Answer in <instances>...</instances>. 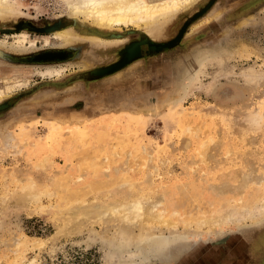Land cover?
Instances as JSON below:
<instances>
[{"label": "rangeland", "instance_id": "rangeland-1", "mask_svg": "<svg viewBox=\"0 0 264 264\" xmlns=\"http://www.w3.org/2000/svg\"><path fill=\"white\" fill-rule=\"evenodd\" d=\"M10 1L0 29V103L10 102L0 110V264H240L236 244L251 259L264 215L212 227L203 219L223 213L220 203L243 206L234 197L264 186V0H213L165 46L174 47L91 80L75 78H93L126 41L149 33L122 24L113 52L99 55L90 41L78 52L79 36L63 43L53 31L20 27L67 23L64 0ZM208 1L179 12L168 35ZM52 48L73 57L25 60ZM131 195L158 201L172 220H152L153 232L189 237L162 249L126 243L120 233L139 226L97 210Z\"/></svg>", "mask_w": 264, "mask_h": 264}, {"label": "bare ground", "instance_id": "bare-ground-1", "mask_svg": "<svg viewBox=\"0 0 264 264\" xmlns=\"http://www.w3.org/2000/svg\"><path fill=\"white\" fill-rule=\"evenodd\" d=\"M197 1L198 0H64L67 10V13H65L67 18L66 20L69 24H67L65 20H58L52 24L38 28H35L33 25H30L27 22H23L21 25L28 24L29 27L34 29H46L53 31V35L63 43L70 41L74 36H79L80 43L78 45V52H82L85 47L90 46L91 43L90 45H87L85 42L90 41L94 42V44L97 46V49H95L99 55H105L113 52L114 50L110 48L112 45L111 43L122 41L124 39L121 32L115 31V29H120V25L122 24L132 23L137 26L139 31L149 33L146 36L142 35L138 38H130L131 41H126L125 46L118 52V56H121L119 59L109 64L107 63L106 66H98L91 71L93 76H98L113 70H118L124 64L131 62L141 55L143 51L146 52L152 50V52H157L162 50L169 43H173L177 39H181L186 34L187 26L190 21L192 22L196 16L200 15V13H203L206 8L211 5L213 0H209L204 6L198 4L196 11H194L190 16L187 15L178 26L177 31L171 35H168L167 32L168 23L172 18L178 15L179 12L185 11ZM12 5L13 3L10 0H0V29L8 28L2 27L8 20V17L3 14L2 11L9 9ZM108 32H110L111 35L108 34ZM26 34V32H23V40L26 39ZM68 45L71 44L68 43ZM57 54L62 55L64 53L57 51ZM57 54L53 51H48L46 53V55L49 57H54ZM52 71L54 70H47V72ZM56 71L60 72V69H56ZM196 74H198V72ZM3 94L4 90L0 89V99L2 98ZM253 121L255 122V120ZM30 183H33V181ZM27 184L25 182V185ZM130 184H132V182H130ZM262 189L264 190V186L262 188H255V190H253V192L250 194L251 197L249 196L250 198H248L249 201H247L248 199L244 200V193L241 196L239 195V197H234L236 199H242L244 203L243 206L230 205V202H228V204L220 203L222 204L219 205V210H221L220 212L223 210L225 211L223 213H219L220 215L218 214L215 217H206L203 219V222L209 223L212 227V225H220L224 221L238 223L239 221L246 218L258 220V218H261L264 215V191ZM37 195L38 194H36V196ZM247 197L248 196L245 198ZM82 199L84 200V198ZM251 202L252 204H250ZM157 203L158 201L156 203H152L153 205H146V200H143L142 197L139 196L137 198L131 195L130 198L125 199L113 198L106 205L102 207L99 206L97 213L98 216L105 213H112L115 216H120L126 213L125 216L128 215V218H131L134 225H138L140 229L136 234L130 232L131 230H127L126 233H120L121 237L126 241V243L130 245L138 243L141 240H146L153 247L162 249L170 242L174 243L178 239L188 238L189 234L186 231H174L173 229L170 235H165L162 229H160L161 232L159 233L153 232V230L156 228L151 223V221L154 219H157V221L159 220L158 222H160L161 225L172 224L170 223L172 221L169 220L170 218H168L170 222H167L168 220L166 221V219L162 218V214L160 213L162 209L160 211L156 210ZM67 205L69 206V204ZM228 207L231 209H226ZM84 213L87 214V211H83L81 214ZM99 218H101V216ZM149 225L151 230L146 229V227ZM160 228H162V226H160ZM201 254H199L197 258L200 257Z\"/></svg>", "mask_w": 264, "mask_h": 264}, {"label": "flooded vegetation", "instance_id": "flooded-vegetation-1", "mask_svg": "<svg viewBox=\"0 0 264 264\" xmlns=\"http://www.w3.org/2000/svg\"><path fill=\"white\" fill-rule=\"evenodd\" d=\"M210 7V6H209ZM199 16H201V15H199ZM198 16V17H199ZM198 17H196V18H198ZM195 18V19H196ZM46 25V24H45ZM21 26V25H20ZM21 27H24V28H29V29H32V30H34V28H31V27H29V25L28 24H22V26ZM37 31H40V30H37ZM40 32H47V30H43V31H40ZM131 41V40H130ZM180 42V41H179ZM125 44L126 43H124L119 49H118V52L120 51V49H122L124 46H125ZM177 45V44H176ZM175 46V45H174ZM174 46H170V47H167V48H163L162 50H160V51H163V50H165V49H169V48H171V47H174ZM61 49V50H60ZM46 51H60V52H63L64 54H59L58 56H55V57H53V58H47V59H36L35 57L37 56V55H40V54H43V52H46ZM160 51H157V52H160ZM157 52H152V50H150L149 52H143V54L141 55V56H139V57H137L136 59H139V58H141V57H144V56H146V55H152V54H155V53H157ZM73 54H74V51H73V49H71V48H52V49H45V50H42V51H39V52H36L32 57H30V58H28V59H25L26 61H36V62H51V63H53V62H60V61H68V60H70L72 57H73ZM135 59V60H136ZM115 60V59H114ZM114 60H112V62L114 61ZM134 61V60H133ZM131 63V62H130ZM129 63V64H130ZM129 64H127V65H129ZM103 65V64H102ZM102 65H100V66H102ZM127 65H125V66H127ZM125 66H123L122 68H124ZM94 68V67H93ZM93 68H91V69H93ZM122 68H120V69H122ZM90 69V70H91ZM120 69H118V70H120ZM118 70H113V71H111V72H107V73H105V74H102L101 76L99 75V76H94L93 78H89V76H92V75H89V72L88 71H86V72H84V73H82L80 76H78L77 78H75V79H81V78H85V79H88V80H91V79H97V78H99V77H103V76H105V75H109V74H111V73H114V72H116V71H118ZM87 72H88V74H87ZM5 102H8V101H5ZM256 237H257V239H253V240H251L250 241V244H249V248H250V254H252V258L250 259L249 258V260H247L248 259V253H246V252H244L241 248H242V245H240V244H236L235 245V252H234V254H235V256H234V258H235V260L236 261H238V262H240V264H242L241 263V260L240 259H238V255H237V253L239 252V258H242L243 260L245 259V264H264V236L262 237V239L260 240V239H258L259 238V235H256ZM256 242V243H255ZM238 245L240 246L239 248H237L238 247ZM238 249H239V251H238ZM242 251H243V253H245L244 255H242L241 253H242ZM217 255H219V254H217ZM212 258L213 259H218V260H222L223 258L221 257V256H218V257H214V255L212 256Z\"/></svg>", "mask_w": 264, "mask_h": 264}, {"label": "water", "instance_id": "water-1", "mask_svg": "<svg viewBox=\"0 0 264 264\" xmlns=\"http://www.w3.org/2000/svg\"><path fill=\"white\" fill-rule=\"evenodd\" d=\"M35 58L36 59H47V58H53V57H48L46 54H40V55H37ZM9 106H10V102L0 103V110H4L8 108Z\"/></svg>", "mask_w": 264, "mask_h": 264}, {"label": "crops", "instance_id": "crops-1", "mask_svg": "<svg viewBox=\"0 0 264 264\" xmlns=\"http://www.w3.org/2000/svg\"><path fill=\"white\" fill-rule=\"evenodd\" d=\"M255 237H256V236L252 237L251 240H253ZM241 249L243 250V248H241ZM203 251H204V250H203ZM238 251H239V249H238ZM247 253H249V252H247ZM241 254L244 255L245 253H243V251H242ZM219 255H220V254H219ZM237 255H238V259H240V260H241V263H243V262L245 261V259L243 260L242 258H239V252L237 253Z\"/></svg>", "mask_w": 264, "mask_h": 264}]
</instances>
